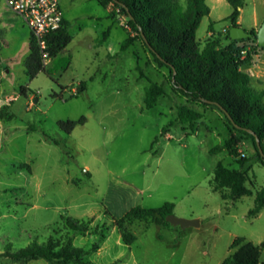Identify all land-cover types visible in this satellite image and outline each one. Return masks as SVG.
Listing matches in <instances>:
<instances>
[{"label":"rangeland","instance_id":"obj_1","mask_svg":"<svg viewBox=\"0 0 264 264\" xmlns=\"http://www.w3.org/2000/svg\"><path fill=\"white\" fill-rule=\"evenodd\" d=\"M205 1L210 11L195 33L200 46L209 22L219 33L232 11L227 0ZM59 4L72 39L30 76L25 66L30 27L0 0V251L7 242L15 251L49 235L64 241V215L91 217V227L107 226L99 247L85 255L95 264H221L234 250L236 236L263 241L264 207L248 214L253 195L223 198L210 186L218 160L238 166L226 149L209 151L227 136L223 113L189 103L202 116L194 129L180 123L177 106L184 98L172 90L168 69L152 60L140 40L120 48L129 33L126 17L110 16L111 6L97 0ZM255 17H264V0H244L241 27L249 30ZM81 81L85 88L75 95ZM153 81L165 92L146 108L145 89ZM252 84L258 87L254 79ZM81 117L68 132L58 124ZM238 151L254 155L249 139L238 144ZM249 163L252 182L247 185L255 191L264 183V165ZM166 202L174 203V215L198 218L199 225L166 227L135 219L126 223L135 240L122 241L112 217L135 205ZM96 239L92 231L71 234L72 246L84 250ZM0 264L49 263L38 258ZM259 264H264V246Z\"/></svg>","mask_w":264,"mask_h":264},{"label":"trees","instance_id":"obj_2","mask_svg":"<svg viewBox=\"0 0 264 264\" xmlns=\"http://www.w3.org/2000/svg\"><path fill=\"white\" fill-rule=\"evenodd\" d=\"M97 1L105 7L111 6L110 16L118 14L126 17L125 24L129 33L122 40L121 49L140 40L152 54V60L158 66L168 69L172 90L184 98V102L177 106V121L182 124L189 123L191 129H194V124L202 116V112L189 103L214 106L223 113L227 122V136L221 143L210 147L209 151L226 149L238 166L227 165L218 160L213 167L211 189L219 191L223 198L234 200L243 195H253V206L249 208L248 214L259 212L264 207V183L253 191L247 181L252 182L249 161L255 160L264 165V88H254L250 75L242 70V66L251 63L257 49H263L264 46L257 43L254 27L249 29L252 32L250 37L232 39L229 36V26L239 25L237 19L244 0H227L232 5V11L225 18L229 21L228 28L223 33H214L210 21L208 30L211 34L202 46L195 33L201 18L210 11L205 0H184V4L179 0ZM68 27L69 20L63 17L60 27L46 35L45 50L48 57L54 56L72 39ZM108 33L109 27L103 31L100 40L105 39ZM246 40H251L253 45L249 47ZM28 50L25 66L28 74L34 76L44 69V62L32 32ZM84 88V81H81L74 94ZM164 92L163 84L151 82L145 89L144 106L152 107ZM83 120L84 117L77 120H59L58 124L68 132ZM246 139L250 140L254 148L252 156H245L238 151V144ZM173 206L172 202H166L159 207L135 205L122 216L112 217V223L119 229L122 241L130 244L136 235L126 229V223L140 219L171 227L173 225L165 217L172 213ZM62 219L67 228L64 241L49 235L44 241L32 240L15 251L10 250L11 242H7L5 249L0 251V260L26 263L42 258L49 264H95L86 260L85 255L99 247V240L105 237L107 226L103 224L91 227V217L79 219L64 215ZM90 231L97 235L90 249L72 246V232ZM262 246L264 240L255 243L236 236L232 242L234 250L221 264H259ZM111 264H116V261Z\"/></svg>","mask_w":264,"mask_h":264},{"label":"built area","instance_id":"obj_3","mask_svg":"<svg viewBox=\"0 0 264 264\" xmlns=\"http://www.w3.org/2000/svg\"><path fill=\"white\" fill-rule=\"evenodd\" d=\"M13 11L19 14L30 27L43 55L46 52V35L60 27L63 12L59 0H5Z\"/></svg>","mask_w":264,"mask_h":264},{"label":"water","instance_id":"obj_4","mask_svg":"<svg viewBox=\"0 0 264 264\" xmlns=\"http://www.w3.org/2000/svg\"><path fill=\"white\" fill-rule=\"evenodd\" d=\"M229 36L232 39L250 37L252 36V32L241 27V25H230ZM255 36L257 43L264 46V19L259 25V27L256 29ZM256 144L259 147V139L257 136H256ZM165 218L172 225H180L182 227H186L189 225H199V219L194 217L185 218V217L176 216L173 213H169L168 215H166Z\"/></svg>","mask_w":264,"mask_h":264},{"label":"crops","instance_id":"obj_5","mask_svg":"<svg viewBox=\"0 0 264 264\" xmlns=\"http://www.w3.org/2000/svg\"><path fill=\"white\" fill-rule=\"evenodd\" d=\"M66 18V17H65ZM264 17L259 21L256 19V17L254 18L253 24L250 28L254 27L255 29H257L259 27V25L261 24V22L263 21ZM237 22L239 25H241L240 22V14L238 16ZM228 28V24L225 25L221 32H225V30ZM212 32L216 33L214 30H212ZM211 34V31L208 30V35L207 37ZM206 37V38H207ZM223 42L225 43L226 40H223ZM264 49V48H263ZM262 49H257L256 54L254 55V58L252 60L251 63L242 66V70L246 71L249 75H250V81L252 84V80L254 79L258 85V87L254 86V88L256 89H262L264 88V59H261V52ZM260 59V60H259ZM264 98V96H263Z\"/></svg>","mask_w":264,"mask_h":264}]
</instances>
